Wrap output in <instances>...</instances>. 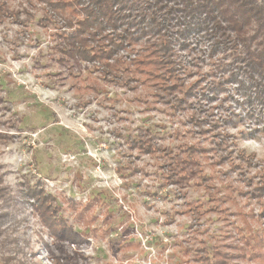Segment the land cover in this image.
<instances>
[{
    "label": "rangeland",
    "instance_id": "1",
    "mask_svg": "<svg viewBox=\"0 0 264 264\" xmlns=\"http://www.w3.org/2000/svg\"><path fill=\"white\" fill-rule=\"evenodd\" d=\"M89 1L0 0V183L18 195L0 264H264L259 88L177 35L170 77L133 72L157 35L115 7L117 30L81 26ZM40 186L56 231L26 197Z\"/></svg>",
    "mask_w": 264,
    "mask_h": 264
},
{
    "label": "trees",
    "instance_id": "2",
    "mask_svg": "<svg viewBox=\"0 0 264 264\" xmlns=\"http://www.w3.org/2000/svg\"><path fill=\"white\" fill-rule=\"evenodd\" d=\"M69 1L72 3L81 0ZM89 3L95 7L89 10L90 18L88 15L86 19L80 20L81 26H94L96 31L102 32L105 26L109 25L110 29L115 31L124 19H118L116 10L122 9L129 14L133 11V16L127 18V21L128 26L132 25L130 28H134V33L138 30L137 33L141 37L157 35L158 40L150 44L154 47L153 51L148 50V53H151L149 56L136 61L133 72L154 73L158 79L170 77V70L175 69L168 66L167 73L162 69L170 60V48L175 45L172 37L177 35L182 39V46L187 47L188 51H196L198 43L207 42V47L203 48L204 53L208 54L207 57H228L229 62H234L237 67L243 69L256 84L264 102V0H90ZM134 14L139 16L136 18ZM122 15L125 17V14ZM169 27L178 29V32L167 34ZM130 28L128 32H131ZM129 37L133 38V33L125 36ZM108 43L114 45L111 41ZM109 49L99 46L93 50L102 56L106 51H110ZM184 71L192 73L186 67ZM39 189L41 191L42 187ZM17 197V194L10 192L0 183V201L4 205L0 204V244L5 246L10 244L12 239L9 234L6 236L1 228L8 223V213L13 207L10 201L16 200ZM26 197L33 199V203L40 202L39 206L36 205L38 216L48 223L53 231L65 226L66 220L60 215L61 212L50 211L52 203L44 190L40 193L32 190Z\"/></svg>",
    "mask_w": 264,
    "mask_h": 264
}]
</instances>
